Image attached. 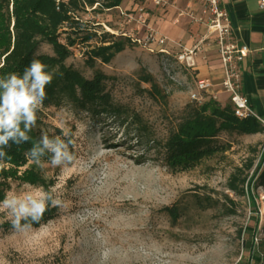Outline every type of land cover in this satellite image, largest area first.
Wrapping results in <instances>:
<instances>
[{"label":"rangeland","instance_id":"374dc122","mask_svg":"<svg viewBox=\"0 0 264 264\" xmlns=\"http://www.w3.org/2000/svg\"><path fill=\"white\" fill-rule=\"evenodd\" d=\"M134 4L148 13L144 25L134 20ZM74 15L75 37L95 36L75 46L66 65L87 79L103 73L112 102L139 114L156 140L165 139L185 107L200 105L190 100V92L220 63L210 29L214 16L204 0H170L160 9L145 0H122L112 10L84 5ZM105 34L121 39L124 50L109 64L97 61L91 67L87 51ZM42 46L39 53L52 54ZM143 75L153 79L158 94L141 81ZM200 96L202 103H230L217 93ZM36 127L71 140L74 159L60 166L44 159L43 167L28 161L20 168L50 182L48 190L61 204L50 205L51 217L24 232L7 228L11 218L0 210V264H254V256L264 254L256 246L264 240V187H253L264 132L221 133V149L212 156L191 169L170 171L123 128L110 120L94 122L66 103L43 105ZM66 130L69 137L63 135ZM248 160L253 161L250 171L245 170ZM240 168L250 179L249 194L246 185L244 195L227 187ZM7 183L4 195L26 185ZM173 209L175 216L168 213Z\"/></svg>","mask_w":264,"mask_h":264},{"label":"trees","instance_id":"16d2710c","mask_svg":"<svg viewBox=\"0 0 264 264\" xmlns=\"http://www.w3.org/2000/svg\"><path fill=\"white\" fill-rule=\"evenodd\" d=\"M122 0H66L58 4L55 0H0V77L17 72L21 75L30 65L33 54L41 46L50 47L52 54L39 53L36 58L48 65L49 70L55 69L51 84L46 86L45 107H57L63 103L70 105L79 113H86L92 121L110 120L123 128L127 135H132L137 144H145L147 152H153L154 158L170 171H184L198 165L201 160L212 156L218 150V138L221 133H236L238 135H254L264 132V126L255 117L238 119L233 114L231 103L221 106L214 100H208L198 106H187L175 127L168 132L165 139L156 140L153 132L143 123L139 114L127 107L112 102L106 90L104 81L106 76L96 72L92 78L83 77L79 71L66 65V60L72 55L73 48L84 45L94 38V34H87L81 39L78 33V21L75 12L84 5L98 6L101 9L112 10L118 8ZM65 28L64 32H60ZM69 32V33H68ZM62 34H66L63 41ZM124 50V42L105 34L98 45L87 51V64L93 66L95 62L109 64L116 54ZM141 81L149 85V90L158 94V87L149 75H143ZM23 127V125H21ZM42 131L34 127L28 142L17 145L9 141L4 149L11 158L9 166L0 170V201L4 199V191L8 188L7 181H18L30 185L43 186L48 190L50 182L32 169L20 171L29 159L25 157L34 142L41 138ZM47 154L42 159H49ZM253 161L248 160L245 170L250 171ZM253 187H264V148L259 162L254 170ZM248 174L243 169H237L227 183L230 191L244 195V187L249 194ZM175 216V209L168 210ZM51 217L50 211L44 213L39 223H32L38 227ZM23 223V222H22ZM7 228L12 224L6 225ZM253 234L255 229H247ZM250 246H253L251 241ZM257 250L264 249V240L256 243ZM260 252L254 256V264H258L263 257Z\"/></svg>","mask_w":264,"mask_h":264},{"label":"clouds","instance_id":"9594fccd","mask_svg":"<svg viewBox=\"0 0 264 264\" xmlns=\"http://www.w3.org/2000/svg\"><path fill=\"white\" fill-rule=\"evenodd\" d=\"M38 54L39 50L33 54L22 75L11 72L0 77V170L8 167L11 161L4 151L9 141L19 145L31 139L29 132L36 126L37 112L46 99V86L52 83L55 75V69L49 70L48 65L36 58ZM63 135L69 137L70 130ZM71 143V140L42 131L40 140L33 143L25 157L37 167H43L42 158L51 154L53 166L65 165L74 159L69 150ZM60 204L53 189L45 191L42 185L26 184L18 192L5 193L0 210L7 212L14 230L24 232L31 229L32 223H39L50 205L59 207Z\"/></svg>","mask_w":264,"mask_h":264},{"label":"crops","instance_id":"0c3cea01","mask_svg":"<svg viewBox=\"0 0 264 264\" xmlns=\"http://www.w3.org/2000/svg\"><path fill=\"white\" fill-rule=\"evenodd\" d=\"M260 2L261 0H220V6L228 14L230 40L248 50L238 64L240 94L250 110L264 121V8L260 9ZM213 68L217 71H212L211 77L201 79H208L215 85L209 93H217L220 100L226 101L227 95L218 86L222 77L221 64Z\"/></svg>","mask_w":264,"mask_h":264},{"label":"built area","instance_id":"2783aa9c","mask_svg":"<svg viewBox=\"0 0 264 264\" xmlns=\"http://www.w3.org/2000/svg\"><path fill=\"white\" fill-rule=\"evenodd\" d=\"M58 4L60 1L66 0H55ZM150 3L153 8H164L169 4L170 0H145ZM211 14L214 18L211 21L210 29L216 34L217 53L220 59L222 77L218 84L220 90L227 95L229 102L233 108V114L238 119L247 117H255L263 125L264 121L259 119L246 105L244 99L240 94V76L238 71V64L246 56L248 50L245 46H240L233 43L230 40L231 26L228 18V14L220 6V0H204ZM260 9L264 8V0H261ZM144 7L138 5L135 6L133 11L137 12L134 20L144 25L148 19V13L144 11ZM130 20H133L130 17ZM150 37V35H148ZM162 43L163 41H159ZM214 84L208 79H200L195 82L194 90L190 92V100L201 104L203 99L200 94L209 93L213 90ZM213 98H215L213 96ZM258 264H264V258L260 260Z\"/></svg>","mask_w":264,"mask_h":264}]
</instances>
